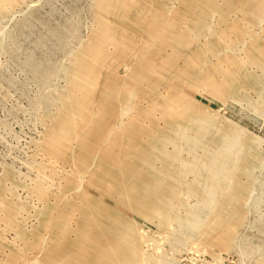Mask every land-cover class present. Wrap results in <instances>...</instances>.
<instances>
[{"label":"rangeland","instance_id":"obj_1","mask_svg":"<svg viewBox=\"0 0 264 264\" xmlns=\"http://www.w3.org/2000/svg\"><path fill=\"white\" fill-rule=\"evenodd\" d=\"M0 264H264V0H0Z\"/></svg>","mask_w":264,"mask_h":264}]
</instances>
